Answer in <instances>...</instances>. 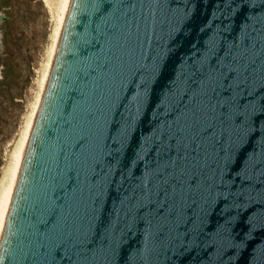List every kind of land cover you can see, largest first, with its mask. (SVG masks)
Segmentation results:
<instances>
[{"label": "water", "instance_id": "1", "mask_svg": "<svg viewBox=\"0 0 264 264\" xmlns=\"http://www.w3.org/2000/svg\"><path fill=\"white\" fill-rule=\"evenodd\" d=\"M0 264H264V0H70Z\"/></svg>", "mask_w": 264, "mask_h": 264}, {"label": "rangeland", "instance_id": "2", "mask_svg": "<svg viewBox=\"0 0 264 264\" xmlns=\"http://www.w3.org/2000/svg\"><path fill=\"white\" fill-rule=\"evenodd\" d=\"M48 0H0V178L39 92L55 14Z\"/></svg>", "mask_w": 264, "mask_h": 264}, {"label": "bare ground", "instance_id": "3", "mask_svg": "<svg viewBox=\"0 0 264 264\" xmlns=\"http://www.w3.org/2000/svg\"><path fill=\"white\" fill-rule=\"evenodd\" d=\"M69 1L70 0H48L50 6H52L51 9H53L55 14V27L52 33V43L50 45V48L48 49V60L45 63L42 77L39 82V92L37 94V98L32 105V109L26 118V122L21 132L19 133V137L14 141V147L12 148L11 153L8 155V161L3 167L2 177L0 178V235L12 198L14 186L26 148L31 126L44 93L47 77L49 74L61 28L66 16Z\"/></svg>", "mask_w": 264, "mask_h": 264}]
</instances>
